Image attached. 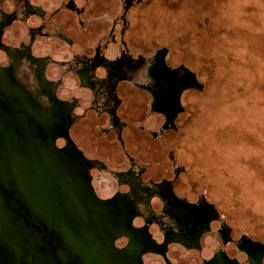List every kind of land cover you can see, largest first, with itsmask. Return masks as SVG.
Instances as JSON below:
<instances>
[{
    "label": "water",
    "instance_id": "obj_1",
    "mask_svg": "<svg viewBox=\"0 0 264 264\" xmlns=\"http://www.w3.org/2000/svg\"><path fill=\"white\" fill-rule=\"evenodd\" d=\"M0 0V264H264L198 185L69 140L52 60Z\"/></svg>",
    "mask_w": 264,
    "mask_h": 264
},
{
    "label": "flooded vegetation",
    "instance_id": "obj_2",
    "mask_svg": "<svg viewBox=\"0 0 264 264\" xmlns=\"http://www.w3.org/2000/svg\"><path fill=\"white\" fill-rule=\"evenodd\" d=\"M139 1L22 0L6 33L52 60L70 141L178 178L186 94L201 85L142 37ZM241 233L264 259L262 238Z\"/></svg>",
    "mask_w": 264,
    "mask_h": 264
},
{
    "label": "rangeland",
    "instance_id": "obj_3",
    "mask_svg": "<svg viewBox=\"0 0 264 264\" xmlns=\"http://www.w3.org/2000/svg\"><path fill=\"white\" fill-rule=\"evenodd\" d=\"M138 4L142 37L167 43V59L201 85L186 94L178 179L203 187L240 232L264 241V0Z\"/></svg>",
    "mask_w": 264,
    "mask_h": 264
}]
</instances>
